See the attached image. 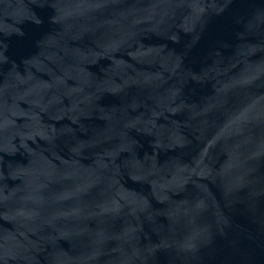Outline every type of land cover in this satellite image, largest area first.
I'll list each match as a JSON object with an SVG mask.
<instances>
[{
    "label": "water",
    "instance_id": "95a60500",
    "mask_svg": "<svg viewBox=\"0 0 264 264\" xmlns=\"http://www.w3.org/2000/svg\"><path fill=\"white\" fill-rule=\"evenodd\" d=\"M0 264H264V0H0Z\"/></svg>",
    "mask_w": 264,
    "mask_h": 264
}]
</instances>
